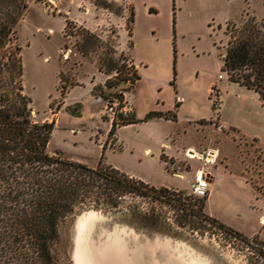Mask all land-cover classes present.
I'll list each match as a JSON object with an SVG mask.
<instances>
[{"label": "rangeland", "instance_id": "rangeland-1", "mask_svg": "<svg viewBox=\"0 0 264 264\" xmlns=\"http://www.w3.org/2000/svg\"><path fill=\"white\" fill-rule=\"evenodd\" d=\"M133 5L130 37L125 31L120 36L125 11L119 5L111 7L114 19L106 29L93 32L75 22V27H63L64 15L48 14L38 3L0 0L2 21L8 13L17 18L13 37L22 47L32 116L39 122L55 121L49 150L90 166L103 158L104 164L149 183L184 186L164 187L160 199L129 195L116 211L86 210L64 224L62 237L70 246L72 264L80 222L89 264H130L139 247L148 248L147 261L158 256L165 264H264V241L228 231L205 208L207 218L197 216L206 200L194 197L188 187L189 178L203 167L214 176L209 213L248 232L255 226L264 230L259 224L264 214V102L222 69L230 39L227 24L240 26L252 15L264 22V0H133ZM84 35L87 47L80 45ZM122 47L138 63L139 74ZM111 59L116 70H110ZM74 83L79 86L66 94ZM62 86L67 88L63 95ZM121 94L132 110L111 121L108 101ZM66 95L69 106L60 110ZM133 110L138 119L155 110L171 120L127 125ZM168 134L179 135L181 146H196L176 159L181 171L190 170L183 177L169 174L160 159ZM169 143L173 140L166 147ZM188 148H218L217 161L208 165L191 159ZM155 243L165 247L154 248Z\"/></svg>", "mask_w": 264, "mask_h": 264}, {"label": "trees", "instance_id": "trees-1", "mask_svg": "<svg viewBox=\"0 0 264 264\" xmlns=\"http://www.w3.org/2000/svg\"><path fill=\"white\" fill-rule=\"evenodd\" d=\"M16 23L10 13L5 22L0 20V264H72L70 246L62 237L64 224L86 210L116 211L129 195L160 199L165 188L104 164L103 158L90 166L49 150L55 121L39 122L32 116V100L24 90L22 47L14 43ZM65 24L76 26L70 20ZM229 24L222 69L264 102V22L252 15L240 26ZM83 38L80 45L87 47L89 39ZM107 62L116 70L112 59ZM65 89L62 86V95ZM155 116L167 114L152 110L144 120ZM204 207L205 201L197 216L207 218Z\"/></svg>", "mask_w": 264, "mask_h": 264}, {"label": "crops", "instance_id": "crops-1", "mask_svg": "<svg viewBox=\"0 0 264 264\" xmlns=\"http://www.w3.org/2000/svg\"><path fill=\"white\" fill-rule=\"evenodd\" d=\"M81 0H74L73 3H70L69 0H63V4H62V7L64 10H68L70 9L71 11V18H74L75 19V22L78 26L80 27H84L88 30H91L93 32H95L96 30H100V31H103L105 30L108 23H111L112 22V19L113 18V14H108V13H102L101 11H95V10H92V12L90 14H84L82 13L78 7H77V3L80 2ZM130 4L128 6V8L125 9V16L123 17H120L121 18V21H120V36H121V33L123 31H125L130 37L133 35V31H134V24H135V11H134V5H133V0H129ZM32 6V5H31ZM30 7H26L27 11H29V9L31 8ZM129 9H131L132 11V15H133V19H132V27H131V34L128 32V28H127V21L126 18H127V15L129 14ZM64 23H63V27L65 26V23H66V18L64 16ZM126 20V21H125ZM63 31H64V28H63ZM100 36V35H99ZM120 38V37H119ZM130 44H131V47H133L134 45V41L132 39H130ZM122 45L119 43L118 47L120 48ZM122 49H124L122 47ZM125 50V49H124ZM131 51V50H130ZM129 51V52H130ZM125 54L127 56H129L130 60L134 63V65L136 66V69L138 70V74H139V65L138 63H135V59L131 56V55H128V51L125 50ZM130 54V53H129ZM83 58H85L84 55H82ZM139 67V68H138ZM140 78V76H139ZM224 78V77H223ZM136 84V83H135ZM79 85L76 83V84H73L71 86H69L66 94H69L71 92V90H73L75 87H78ZM135 86V85H134ZM133 90V89H132ZM132 92V91H131ZM67 100V95L65 97V100H63V106L60 110L63 109V107L65 106H69L66 102ZM180 108V104H179V107ZM179 111V110H178ZM58 112H56V115H57ZM178 113V112H177ZM133 114H134V117H133V122L132 123H129L127 125H132V124H137V123H144V122H149V121H152V120H156V119H164L166 121H170L171 119L170 118H167L166 116H155V117H152L148 120H144L145 118H141V119H138L136 118L135 116V112L133 110ZM175 118L173 119L174 121H177L178 119V114H175ZM57 122V121H56ZM125 125V126H127ZM125 126H122V127H125ZM121 127V128H122ZM119 128V129H121ZM179 136V135H178ZM178 136L177 134H168L166 137H165V140L162 142V146H161V150L159 152V156H160V159L162 160L164 166H165V170L167 172H169V174L173 175V168H179L177 167V165L175 166V164L173 163V161H169L168 163V158L170 157H173L175 160L178 159V158H181V152L184 151L185 148L187 147H196V146H181L178 144L177 140H178ZM117 140H118V137H117ZM170 140H173V143L172 144H167V147H166V143L167 141H170ZM181 146V147H180ZM147 152H150V148L146 150ZM165 155V158L164 156ZM177 161V160H176ZM224 161L225 162H228L227 158L225 157L224 158ZM221 163H224V162H221ZM193 167V166H192ZM172 169V170H171ZM181 171V170H179ZM190 170H185V171H182L184 172V175L189 173ZM130 175H133V174H130ZM134 176V175H133ZM173 176H176V175H173ZM194 175H192L191 178L189 179H192ZM210 184H211V188H212V181L214 179V176L210 175ZM148 182V181H147ZM149 183V182H148ZM151 185H154L155 187H168V188H174V189H181L183 188L184 186H175V185H169L168 183H150ZM188 187H189V183H188ZM210 198H211V191H209V193L207 194V196L205 197V211L213 218L217 219L218 221H220L221 223L225 224L226 226L228 227H231L237 231H239L240 233H242L243 235L247 236V237H253V236H258L261 240L264 241V230L262 229L261 230V226L258 228V227H254L253 230H251V232H248L247 230H245V228L243 227H233L232 224H228L227 222H224V220L222 219H219L218 217L212 215L209 213L208 211V204H209V201H210ZM263 218H264V214L261 215L260 219H259V224L264 226V222H263Z\"/></svg>", "mask_w": 264, "mask_h": 264}, {"label": "built area", "instance_id": "built-area-1", "mask_svg": "<svg viewBox=\"0 0 264 264\" xmlns=\"http://www.w3.org/2000/svg\"><path fill=\"white\" fill-rule=\"evenodd\" d=\"M70 3H73L74 0H69ZM27 4H30V2L38 3L43 7L44 12L48 14L53 15H64L67 20L75 22L74 18H71V11L70 9L64 10L62 7L63 0H25ZM130 2L129 0H81L77 3L78 9L84 13V14H90L92 10L95 11H101L102 13H108L113 14L114 12L112 10L113 5H119L123 7L124 11L126 8H128ZM124 17V16H123ZM76 23V22H75ZM74 23V24H75ZM65 27V26H64ZM52 32V29L49 30ZM220 78L223 77V74H220ZM118 99L114 98L113 100H109L107 104L106 111L109 115H111L113 121L114 117H118L119 114L126 115L127 113L131 112V107H129L127 104H129L128 99L125 96L119 95L117 96ZM186 156H188L191 159H197L202 161L205 164H215L217 161V155L219 153L218 148H214L212 150L205 149L203 151L194 149V148H188L185 151ZM172 161V160H171ZM169 163V161H168ZM175 166L181 167V164L179 161H173ZM180 168H173V175L183 177L184 174H182V171H179ZM187 170V169H185ZM210 173L203 167H200L196 169L194 173V177L191 180H188L189 188L191 190V193L194 197L198 198H204L209 193V187H210ZM264 222V218H263Z\"/></svg>", "mask_w": 264, "mask_h": 264}, {"label": "bare ground", "instance_id": "bare-ground-1", "mask_svg": "<svg viewBox=\"0 0 264 264\" xmlns=\"http://www.w3.org/2000/svg\"><path fill=\"white\" fill-rule=\"evenodd\" d=\"M84 230V224L83 222L80 224H78L77 226V238H76V248H75V253H74V261L75 264H89L88 260H87V248L85 247V245L83 244L82 241V232ZM82 241V244L80 243ZM116 264H120V263H116ZM188 264H193L191 262H189Z\"/></svg>", "mask_w": 264, "mask_h": 264}, {"label": "water", "instance_id": "water-1", "mask_svg": "<svg viewBox=\"0 0 264 264\" xmlns=\"http://www.w3.org/2000/svg\"><path fill=\"white\" fill-rule=\"evenodd\" d=\"M155 244H157V245L154 248L165 247L164 245L159 246L160 245L159 243H155ZM155 244H152V245H155ZM150 248H152V247H150ZM147 249H144L143 247L137 248L136 251L133 252V259L130 260V264H165V262H163L162 259H161V261L159 260L158 256L156 257L157 258L156 261H152V260L147 261L146 260L147 258L145 256V252L147 251ZM153 253L157 254V250Z\"/></svg>", "mask_w": 264, "mask_h": 264}]
</instances>
